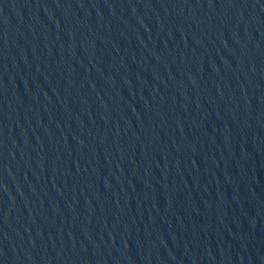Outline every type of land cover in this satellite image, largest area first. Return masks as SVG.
<instances>
[{
	"label": "water",
	"instance_id": "water-1",
	"mask_svg": "<svg viewBox=\"0 0 264 264\" xmlns=\"http://www.w3.org/2000/svg\"><path fill=\"white\" fill-rule=\"evenodd\" d=\"M0 264H264V0H0Z\"/></svg>",
	"mask_w": 264,
	"mask_h": 264
}]
</instances>
